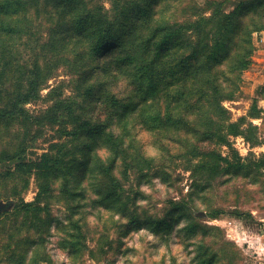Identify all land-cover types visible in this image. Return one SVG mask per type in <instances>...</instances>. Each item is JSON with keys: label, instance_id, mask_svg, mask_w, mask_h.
Returning <instances> with one entry per match:
<instances>
[{"label": "rangeland", "instance_id": "obj_1", "mask_svg": "<svg viewBox=\"0 0 264 264\" xmlns=\"http://www.w3.org/2000/svg\"><path fill=\"white\" fill-rule=\"evenodd\" d=\"M219 2L0 0V264H264V0Z\"/></svg>", "mask_w": 264, "mask_h": 264}, {"label": "trees", "instance_id": "obj_2", "mask_svg": "<svg viewBox=\"0 0 264 264\" xmlns=\"http://www.w3.org/2000/svg\"><path fill=\"white\" fill-rule=\"evenodd\" d=\"M210 1H212V0H210ZM219 3L224 5L225 1H222ZM230 14H232V15H227V14L224 15L225 20L221 23V25L223 27H226V31L231 26H234L235 28L239 27L241 29L242 26H240V24H238V22L240 21V20H238V17H241L240 10L238 8H235L234 10H232L230 12ZM204 20L205 19H201V20H199L193 24H186L185 26L189 27V30L187 31V33H194L195 32V35H199V33L201 34V32L196 33V28H198L200 26V24L205 22ZM235 24H237V25H235ZM210 25H211V23H208L206 21V25L204 28H208V27H210ZM168 31H170V28L168 26L158 25L156 27V30L152 34V36L150 38H148V42H150L152 45H154L156 47V53H158V57H159V53L161 51H164L163 46L165 44L166 39L168 38V35L172 34V33H169ZM255 32H259V30H255ZM255 32L251 31L249 29V27H247V29L245 30V33H244V37L242 38V42L244 43L245 46L241 47V45L237 46V44H236L235 47L237 46V50L234 51V49H230V51H234V52L237 51V61L236 62H237L238 69L241 72L246 71L251 66V58L253 56V53L255 52V46L253 44L252 34H254ZM107 40H108V36H107V33H105V31H104V33L101 32V34H99V38H98L97 43H98V45L104 46L105 43L107 42ZM231 46H232V44H230V46H229V44L228 45L226 44V49H225L226 53H228L229 48ZM223 48H225V43H220V45L218 44L215 46L213 52L218 51L221 53V51H223ZM143 66H145V68H142V70L145 69L147 71L149 68L148 64L144 63V64H142L141 67H143ZM237 92H238V87H236V89L234 90V94H236ZM232 97L233 96H228L226 99L232 100Z\"/></svg>", "mask_w": 264, "mask_h": 264}, {"label": "crops", "instance_id": "obj_3", "mask_svg": "<svg viewBox=\"0 0 264 264\" xmlns=\"http://www.w3.org/2000/svg\"><path fill=\"white\" fill-rule=\"evenodd\" d=\"M199 1H201V2H204L205 1L206 2V1H209V0H199ZM214 1H225L226 2L227 0H214ZM229 1H234V0H228V2Z\"/></svg>", "mask_w": 264, "mask_h": 264}]
</instances>
